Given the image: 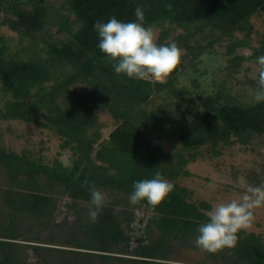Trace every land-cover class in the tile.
I'll list each match as a JSON object with an SVG mask.
<instances>
[{
  "label": "trees",
  "instance_id": "1",
  "mask_svg": "<svg viewBox=\"0 0 264 264\" xmlns=\"http://www.w3.org/2000/svg\"><path fill=\"white\" fill-rule=\"evenodd\" d=\"M138 5L144 10L143 23L161 28L159 43L174 41L193 59L223 42H229L232 51L250 46L251 19L264 14V0H65L60 11L47 0H0V26H7L23 40L17 50L23 55L14 54L9 39L0 33V93L5 101L0 117L53 130L60 135L61 149L73 153L67 164L59 160L45 164L26 151L16 154L0 148V166L10 176V187L0 192V264H26L16 259L17 251L41 249L38 238L25 239L31 244L20 245L14 225L24 218L44 226L53 220L56 205L48 194L51 185L61 186L74 202L90 203L89 185L93 183L119 195L118 204L127 208L120 213L128 226L136 220V208L152 209L151 238L128 235L110 206L96 222L86 224L85 239L70 241L67 247L78 248V255L103 259H111L113 253L134 256L130 264L166 261L174 240L195 239L211 205L189 202L188 190L173 183L174 191L162 205L142 202L132 206L128 196L134 182L152 178L157 171L165 178L169 173L175 178L196 158V154L185 158L182 149L207 146L218 155L225 146H248L264 135V102L244 101L227 91H217L203 110L189 114L172 102L152 111L145 107L152 96L174 86L178 69L166 83L117 74L113 61L98 48L93 28L97 19L107 21L113 15L124 21L136 19ZM178 29L182 32L176 34ZM238 34L244 37L239 39ZM261 53L264 47L255 48L247 59L256 60ZM41 109L44 113L39 115ZM100 111H108L117 125L108 141L102 142ZM163 140L174 148L181 141L182 149L169 154ZM36 182H43L42 191ZM132 242L137 244L133 252H119L123 244L128 248ZM216 254L220 264H264V243L255 233L241 231L234 248Z\"/></svg>",
  "mask_w": 264,
  "mask_h": 264
},
{
  "label": "rangeland",
  "instance_id": "2",
  "mask_svg": "<svg viewBox=\"0 0 264 264\" xmlns=\"http://www.w3.org/2000/svg\"><path fill=\"white\" fill-rule=\"evenodd\" d=\"M64 1L47 0L58 11H60ZM251 24L253 33L250 38V46L237 47L235 51H232L228 47L229 42H223L216 44L210 51H203L197 59H193V56H187L186 50L182 48V62L175 75L176 83L172 88H166L152 96L145 107L152 111L156 107L168 106L172 102L177 103L179 108L189 114L191 111L203 110L212 101L210 98L217 91H227L235 96H241L244 101L252 100L259 69L256 60L247 58L253 54L255 48L262 49L264 47V14L253 16ZM56 29H58L57 26L51 28L53 32ZM155 29L157 30L159 43L161 28ZM180 32H182L181 29H178L176 34ZM0 33L9 39L10 48L14 54L23 55V53L17 51L21 47H19V42L23 41L17 33L4 25L0 26ZM237 36L239 39L244 37L243 34H238ZM172 37L169 39L170 41ZM166 42L167 40L164 43ZM23 43L27 45L26 41ZM228 52L231 55H228ZM238 57H245L246 60L240 61L237 59ZM168 79L159 82L166 83ZM82 87L89 89L85 85ZM172 89L175 90L174 94ZM181 90H186L188 94L182 96ZM2 98L0 93L1 107L5 102L2 101ZM38 111L36 110L37 113ZM42 113H44L43 109L38 114L41 115ZM41 121L47 123L44 119ZM98 123L102 125L100 141H108L110 133L117 126L115 120L108 111H100L98 112ZM61 142L60 135L53 130L20 119L0 117V148H3L8 153L21 154L26 151L31 157L40 158L45 164H52L55 160L67 164L73 153L69 148L62 150L60 147ZM177 142L176 148L171 146L169 140H163L162 145L167 153L172 154L175 150L182 149L181 141L177 140ZM181 152L187 159L189 154H196V158L182 167V170H179V174L175 178H171V173L166 178L188 190L189 202L195 204L207 202L212 205L219 201L237 197L243 191L242 186L237 181L239 176H244L247 182L252 185H264V135L257 136L252 144L248 146L239 143L225 146L218 155L213 154L212 150H209L207 146L188 151L182 149ZM42 183H37L41 191L44 188ZM9 187L10 176L4 166H0V192L7 190ZM102 191L107 196V203L104 208L113 206L115 215L119 221H122L121 227L123 230L134 238H141L144 234V225L148 224L154 214L153 210L147 209L144 205L136 208V220L128 226L123 221V215L120 213V211L127 208L118 204L119 195L107 189H102ZM48 194L54 198L56 205L51 222L44 226L41 225L40 221L24 218L23 221L18 220L14 225L21 237L17 241L20 245L31 244L24 241L25 239L38 238L40 240L38 244L41 247L36 252L31 249H19L15 255L17 260L21 261L24 259L26 264L131 263L129 260L134 258V256L124 255L123 253H113L110 254L112 255L111 259H103L86 254L78 255L76 254L78 252H75L79 250L78 248L67 247L70 241L85 239L83 232L86 228L85 226L93 223L87 216L90 203L83 201L74 202L59 185H51V190H48ZM0 206H2L1 199ZM137 225L141 227L140 232L136 229ZM243 231L246 235L255 233L262 238L264 243V207L256 209L253 223ZM155 236L158 238L160 233L156 231ZM149 238H151V235ZM91 240L92 242L94 241L92 238ZM194 240H174L171 251L168 253V259L159 264L222 263L221 258L218 259L217 257V252L211 253L197 248ZM136 246L135 242H132L128 248L123 244L119 248V252H125L126 249H128V252H133Z\"/></svg>",
  "mask_w": 264,
  "mask_h": 264
},
{
  "label": "clouds",
  "instance_id": "3",
  "mask_svg": "<svg viewBox=\"0 0 264 264\" xmlns=\"http://www.w3.org/2000/svg\"><path fill=\"white\" fill-rule=\"evenodd\" d=\"M134 20L111 16L97 19L93 28L98 36V48L113 61L115 73L133 80L163 81L169 78L182 62L183 49L176 42L158 43L157 30L143 23L144 10L138 5ZM258 75L253 100L264 102V53L256 57ZM243 191L235 198L213 203L205 210L206 219L197 228L195 246L215 253L237 245L239 233L251 226L255 211L264 207V185H252L244 176L237 178ZM88 184V181L84 182ZM174 191V184L157 171L152 178L137 180L128 196L129 204L146 202L160 206ZM90 204L87 216L96 222L107 203V196L94 183L89 185Z\"/></svg>",
  "mask_w": 264,
  "mask_h": 264
},
{
  "label": "water",
  "instance_id": "4",
  "mask_svg": "<svg viewBox=\"0 0 264 264\" xmlns=\"http://www.w3.org/2000/svg\"><path fill=\"white\" fill-rule=\"evenodd\" d=\"M136 229H137L138 232H140L141 231L140 225H137ZM144 234H145L146 238H149L150 235H151V231L148 229V224L147 223L144 225Z\"/></svg>",
  "mask_w": 264,
  "mask_h": 264
}]
</instances>
